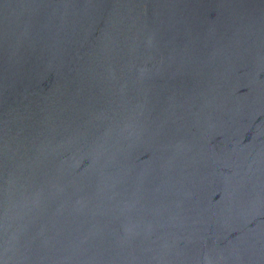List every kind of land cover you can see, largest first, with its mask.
<instances>
[{
    "label": "water",
    "instance_id": "1",
    "mask_svg": "<svg viewBox=\"0 0 264 264\" xmlns=\"http://www.w3.org/2000/svg\"><path fill=\"white\" fill-rule=\"evenodd\" d=\"M0 264H264V0H0Z\"/></svg>",
    "mask_w": 264,
    "mask_h": 264
}]
</instances>
